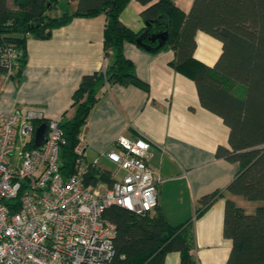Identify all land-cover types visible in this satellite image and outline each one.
<instances>
[{
  "label": "trees",
  "instance_id": "trees-1",
  "mask_svg": "<svg viewBox=\"0 0 264 264\" xmlns=\"http://www.w3.org/2000/svg\"><path fill=\"white\" fill-rule=\"evenodd\" d=\"M58 1L0 0V50L15 52L11 73L0 64V75L19 77L26 65L28 38L49 39L56 28L75 17L105 16L104 54L114 57L104 72L81 78L72 96V116L60 119L62 173L69 175L75 170L73 148L103 85L132 82L148 89L123 53V43L128 41L153 53L173 50L172 67L194 81L200 104L220 116L229 128V148L218 146L216 151L240 164L227 192L264 202V0H193L187 13L172 0H136L144 6L140 12L143 27L138 31L120 20L130 0H77L73 12L51 14ZM199 31L221 44L212 66L194 57ZM164 32L167 36L159 47L161 39L157 36ZM238 84L245 87L241 97L233 90ZM29 148H33L32 143ZM84 178L86 186L112 183L110 170L94 162H87ZM213 195L200 200L197 215L209 206ZM157 209L144 215L118 205L105 209L104 216L116 225L113 264H164L170 251L181 253L180 264H196L190 253L192 231L183 224L169 226ZM223 231L232 242L226 264H264V204L247 213L226 198Z\"/></svg>",
  "mask_w": 264,
  "mask_h": 264
},
{
  "label": "crops",
  "instance_id": "crops-1",
  "mask_svg": "<svg viewBox=\"0 0 264 264\" xmlns=\"http://www.w3.org/2000/svg\"><path fill=\"white\" fill-rule=\"evenodd\" d=\"M172 1L187 13L193 0ZM67 3L57 4L51 14L73 12L77 0ZM69 6L73 7L70 11ZM143 8L130 0L120 20L134 31L140 30ZM104 24L103 14L75 17L56 28L49 39L28 38L26 65L19 77L0 75V98L7 96L0 99V109H35L46 119L70 118L72 96L81 78L101 71L114 57L112 53L108 58L104 54ZM220 47L217 39L199 31L194 57L212 66ZM122 49L132 61L135 75L148 89L132 82H111L100 88L79 134L86 147L85 161L115 173V165L102 153L113 148L117 137L143 136L149 140L147 161L161 177L156 212L169 226L183 224L192 231L190 253L196 264H226L232 242L223 231L225 199L247 213L264 204L226 190L240 168L237 160L216 154L218 146L229 148V128L220 116L200 104L194 81L172 67L173 50L153 53L128 41ZM233 90L243 95L239 85ZM210 194L214 195L209 206L197 215L202 207L200 200ZM180 262L179 251H170L164 257V264Z\"/></svg>",
  "mask_w": 264,
  "mask_h": 264
},
{
  "label": "built area",
  "instance_id": "built-area-1",
  "mask_svg": "<svg viewBox=\"0 0 264 264\" xmlns=\"http://www.w3.org/2000/svg\"><path fill=\"white\" fill-rule=\"evenodd\" d=\"M14 57L13 50H0L9 74ZM59 122L35 109H0V264H113L116 225L105 209L118 205L144 215L158 206L161 177L147 161L149 140L117 137L102 153L116 167L111 185L86 186L82 137L73 148L75 170L60 169ZM41 123L44 139L34 146Z\"/></svg>",
  "mask_w": 264,
  "mask_h": 264
},
{
  "label": "water",
  "instance_id": "water-1",
  "mask_svg": "<svg viewBox=\"0 0 264 264\" xmlns=\"http://www.w3.org/2000/svg\"><path fill=\"white\" fill-rule=\"evenodd\" d=\"M166 36H167V32H164L157 36L158 38L161 39V42L158 44L159 47L162 46V44L165 42ZM45 132H46V124L41 123L35 131L34 146H39L42 143Z\"/></svg>",
  "mask_w": 264,
  "mask_h": 264
},
{
  "label": "rangeland",
  "instance_id": "rangeland-1",
  "mask_svg": "<svg viewBox=\"0 0 264 264\" xmlns=\"http://www.w3.org/2000/svg\"><path fill=\"white\" fill-rule=\"evenodd\" d=\"M58 2H59V3H58L59 6H61V5L63 6V3H65V5H69V3H67V0H59ZM74 8H75V7H74ZM72 9H73V7H71V6L68 7V10H69V11L72 10ZM52 13H55V12H54V9L52 10ZM238 85L242 88V92H243L242 94L244 95V93H245V87H244L243 85H241V84H238ZM238 90H239V89H238ZM243 95H242V96H243ZM3 97H7V96H1V98H3ZM1 98H0V99H1ZM11 112H12V111H11ZM254 203H255V202H254Z\"/></svg>",
  "mask_w": 264,
  "mask_h": 264
}]
</instances>
